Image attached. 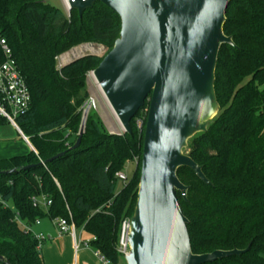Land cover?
<instances>
[{
    "label": "trees",
    "instance_id": "16d2710c",
    "mask_svg": "<svg viewBox=\"0 0 264 264\" xmlns=\"http://www.w3.org/2000/svg\"><path fill=\"white\" fill-rule=\"evenodd\" d=\"M120 30V18L99 2L82 18L72 11L68 19L45 0H0V35L31 94L30 108L16 124L34 149L0 159V255L11 264H44L38 242L17 216L33 224L45 218L70 220L69 214L76 229L96 237L95 251L111 264H126L118 247L122 224L137 201L149 101L131 121L132 134L110 133L89 111L81 145L70 151L89 99L85 74L103 58L87 55L60 70L56 65L57 57L85 43L111 50ZM224 34L235 46L223 45L219 53V112L187 150L212 185L180 168L187 200L177 196L189 220L193 254L249 247L211 264H264V0L233 1ZM145 111L139 127L137 119ZM5 122L0 118V124ZM133 163L134 171L122 182L116 174ZM26 166L32 167L6 173ZM43 196L51 206L34 208L32 199Z\"/></svg>",
    "mask_w": 264,
    "mask_h": 264
},
{
    "label": "water",
    "instance_id": "95a60500",
    "mask_svg": "<svg viewBox=\"0 0 264 264\" xmlns=\"http://www.w3.org/2000/svg\"><path fill=\"white\" fill-rule=\"evenodd\" d=\"M236 0H75L80 18L99 2L121 21L119 38L93 75L121 123L131 121L149 101L138 196L128 221L126 264H211L245 250L193 254L189 220L177 193L187 200L188 187L178 178L191 169L212 185L187 152L189 141L207 132L219 112L215 80L223 45L235 46L224 34L226 12ZM91 104L83 113L80 147ZM21 133V132H20ZM63 152L49 161L64 156ZM41 162V165H45ZM32 166L6 173H20ZM0 263L11 264L0 255Z\"/></svg>",
    "mask_w": 264,
    "mask_h": 264
},
{
    "label": "built area",
    "instance_id": "2783aa9c",
    "mask_svg": "<svg viewBox=\"0 0 264 264\" xmlns=\"http://www.w3.org/2000/svg\"><path fill=\"white\" fill-rule=\"evenodd\" d=\"M62 2L64 4V12L67 18L70 19L72 13L71 3H74L75 0H62ZM30 104L31 94L29 87L21 75L9 43L4 37L0 35V118L6 119L9 123L14 125L19 130V132H21L16 124V120L28 112ZM141 125L142 124L140 123L139 127H141ZM23 138L26 142H29L28 138ZM116 176L121 181H127V176L124 172H119L116 174ZM32 201L34 208L42 207L47 209L52 204L51 201L44 196L40 198L34 197ZM69 218L70 220L64 218L53 219V222L56 224L60 235H75L76 227L73 223L71 214H69ZM16 221L21 224L27 233L34 236L35 240L38 242L37 248L38 250H41L46 237L43 234H36L33 230L34 225L40 224V219H37L33 224H28L21 221L17 216ZM127 228L128 221L125 220L122 224L118 247V252L120 254L127 253ZM96 240V237H93L91 240H86L84 244L86 246H90L92 242ZM95 253L102 264H111L110 261L106 259L100 252L95 251Z\"/></svg>",
    "mask_w": 264,
    "mask_h": 264
},
{
    "label": "rangeland",
    "instance_id": "374dc122",
    "mask_svg": "<svg viewBox=\"0 0 264 264\" xmlns=\"http://www.w3.org/2000/svg\"><path fill=\"white\" fill-rule=\"evenodd\" d=\"M45 1L51 4L52 6L57 7L60 10L64 11V4L62 0H45ZM109 51L110 50L104 46L97 45V44H91V43H85L57 57L56 65H57V68L60 70L66 65L72 63L73 61L81 57L87 56V55H95L100 58H104L108 54ZM96 82L97 81L94 79L93 71L92 70L87 71L85 74V84H86V90L89 94V99L86 105L91 104L90 112H92V114H94L96 117L99 116V118L100 117L102 118V120L105 123L107 131L111 133H115V134H124V130H123L121 123L119 122L113 109L110 108V105L106 101L104 95L102 94L100 90V87L98 86ZM145 114H146V111L145 113H141L140 117L137 119L138 125L143 122L142 120L145 118ZM0 142L8 143V144L10 143L11 145L9 147L10 149H6L2 151V155H7L5 153H10V150L11 152L20 151V149L21 150L23 149V151H25L24 149L26 148V146L24 145L23 141L20 138L19 132L10 123H6L0 126ZM135 166H136L135 163L129 164L127 166V168L124 171L127 178L134 171ZM122 182H125V181H122ZM45 224H47V222ZM76 231L79 237L80 230H76ZM84 236H85L84 239L90 240V237L88 235H84ZM51 246H52V242H47L43 248L44 250L48 251L49 249L52 248ZM53 246L60 250V247H61L60 241L54 243Z\"/></svg>",
    "mask_w": 264,
    "mask_h": 264
},
{
    "label": "crops",
    "instance_id": "0c3cea01",
    "mask_svg": "<svg viewBox=\"0 0 264 264\" xmlns=\"http://www.w3.org/2000/svg\"><path fill=\"white\" fill-rule=\"evenodd\" d=\"M100 119L105 125L101 117ZM6 123L7 122L0 124V126ZM17 131L19 132L18 129ZM19 134L21 140L26 146V148L24 149L25 151H23V149L22 150L20 149V151L11 152L10 150V153H5L7 155H2V151L6 149H10L9 147L11 145L10 143L8 144V143L0 142V159L22 156L28 154L31 151H34L30 142H26L24 140L23 137L25 136L23 135V133L19 132ZM46 222L47 224H45ZM33 230L35 231L36 234H43L46 237V240L44 241L43 246L40 250L42 257L44 259V264H102L99 258L96 256L95 249L93 248V246L92 245L86 246L84 244L86 240H89V239H84L85 237L84 235H88L90 237V240L93 238V236L86 233L83 229H76V230H80L79 237L77 231H75V235L72 234L60 235L58 228L56 224L53 222V220L45 218L40 220L39 225H34ZM59 241L61 243L60 250L53 246L54 243ZM47 242H52V246H51L52 248L49 249L48 251L44 250L43 248Z\"/></svg>",
    "mask_w": 264,
    "mask_h": 264
},
{
    "label": "bare ground",
    "instance_id": "6f19581e",
    "mask_svg": "<svg viewBox=\"0 0 264 264\" xmlns=\"http://www.w3.org/2000/svg\"><path fill=\"white\" fill-rule=\"evenodd\" d=\"M95 79V78H94ZM97 83V82H96ZM98 84V83H97ZM98 86H99V84H98ZM100 87V86H99ZM100 90H101V88H100ZM101 92H102V90H101ZM102 94L104 95V93L102 92ZM104 97H105V95H104ZM105 99H106V97H105ZM106 101L108 102V100L106 99ZM108 104H109V102H108ZM110 105V104H109ZM110 108H112L111 106H110Z\"/></svg>",
    "mask_w": 264,
    "mask_h": 264
}]
</instances>
